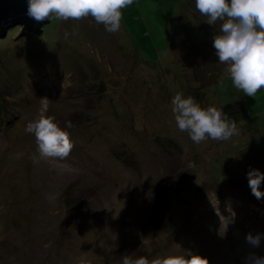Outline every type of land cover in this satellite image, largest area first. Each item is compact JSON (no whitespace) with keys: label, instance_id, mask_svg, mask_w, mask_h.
Instances as JSON below:
<instances>
[{"label":"rangeland","instance_id":"rangeland-1","mask_svg":"<svg viewBox=\"0 0 264 264\" xmlns=\"http://www.w3.org/2000/svg\"><path fill=\"white\" fill-rule=\"evenodd\" d=\"M121 12L116 33L53 17L0 36V264L264 257V196L247 179L264 173V88L248 97L232 86L212 46L219 22L208 25L195 0H133ZM176 92L202 108L240 100L239 135L193 143L176 128ZM40 116L69 133L66 159L39 157L25 127ZM162 183L168 211L153 229L143 223Z\"/></svg>","mask_w":264,"mask_h":264},{"label":"clouds","instance_id":"clouds-1","mask_svg":"<svg viewBox=\"0 0 264 264\" xmlns=\"http://www.w3.org/2000/svg\"><path fill=\"white\" fill-rule=\"evenodd\" d=\"M26 16L36 23L55 18L59 21L82 20L91 17L102 24L108 33L121 28V10L132 5L133 0H26ZM195 8L207 17L206 23L217 25L219 31L212 37V46L218 62L232 86L248 97H255L264 88V0H195ZM67 36L68 33H65ZM172 113L178 131L187 133L195 144L208 139L228 141L239 135L237 124L222 109L215 106L202 108L193 97L176 92L171 99ZM66 127H73L70 121ZM25 131L33 135L39 157L66 159L74 145L69 133L62 130L52 116H40L29 121ZM34 162L35 158H34ZM248 185L257 198L264 196L259 186L264 173L258 169L247 172ZM246 241L258 247L259 234L246 235ZM246 264H264V257L250 253ZM78 264H88L81 257ZM119 264H209L208 260L188 252L184 255L147 256L123 255Z\"/></svg>","mask_w":264,"mask_h":264},{"label":"water","instance_id":"water-1","mask_svg":"<svg viewBox=\"0 0 264 264\" xmlns=\"http://www.w3.org/2000/svg\"><path fill=\"white\" fill-rule=\"evenodd\" d=\"M27 2L26 0H0V36L6 30L17 25H21L22 31L27 33H35L40 27L47 23H36L26 16ZM168 187L166 184H159L152 200L151 209L143 223L144 226H151L153 229L161 227L168 205L166 203V195Z\"/></svg>","mask_w":264,"mask_h":264},{"label":"trees","instance_id":"trees-1","mask_svg":"<svg viewBox=\"0 0 264 264\" xmlns=\"http://www.w3.org/2000/svg\"><path fill=\"white\" fill-rule=\"evenodd\" d=\"M1 98L3 99L0 100V108L3 107V102L4 100H6V98H4L3 96H1ZM222 110L234 121H237L245 117L246 115L244 105L240 100H234L232 102L224 104L222 106ZM2 114L3 112L0 114L1 120L2 121L4 120L5 123H8L9 119L6 117L4 118Z\"/></svg>","mask_w":264,"mask_h":264}]
</instances>
